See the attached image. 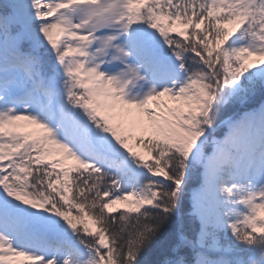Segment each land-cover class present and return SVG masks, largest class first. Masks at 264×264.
I'll list each match as a JSON object with an SVG mask.
<instances>
[{"label": "snow or ice", "instance_id": "snow-or-ice-1", "mask_svg": "<svg viewBox=\"0 0 264 264\" xmlns=\"http://www.w3.org/2000/svg\"><path fill=\"white\" fill-rule=\"evenodd\" d=\"M0 264H264V0H0Z\"/></svg>", "mask_w": 264, "mask_h": 264}]
</instances>
